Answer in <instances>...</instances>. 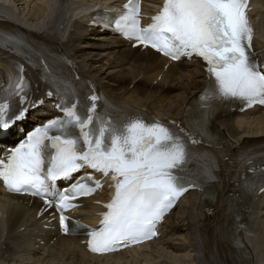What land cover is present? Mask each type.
<instances>
[{"label": "snow or ice", "instance_id": "6c2138e0", "mask_svg": "<svg viewBox=\"0 0 264 264\" xmlns=\"http://www.w3.org/2000/svg\"><path fill=\"white\" fill-rule=\"evenodd\" d=\"M249 2L164 0L152 23L142 28L140 0H129L114 27L125 38L174 60L182 56L202 58L211 83L201 101H238L244 110L264 106V70L252 51ZM49 82L56 87L51 79ZM24 87L21 75L9 95L19 96ZM60 95L57 107L63 118L35 128L6 159L0 157V180L9 192L44 196L50 193L53 182L70 179L82 168L94 169L105 177L111 173L115 195L104 205L107 212L100 228L86 233L89 250L106 254L152 239L167 211L190 186H198L189 178L187 166L194 158L189 145L199 141L187 133L182 139V129L170 130L155 119H121L103 108L97 112L100 97L93 92L81 100L68 82L61 85ZM27 111L21 107L9 116V104L0 102V135L24 120ZM260 170L264 173V158ZM99 187L98 181L87 176L69 191L56 192L59 223L65 234L69 225L63 213L77 206L70 201L89 196ZM248 190L264 192V184L249 185ZM45 204L51 207L47 199ZM74 227L86 226L74 223Z\"/></svg>", "mask_w": 264, "mask_h": 264}, {"label": "bare ground", "instance_id": "6f19581e", "mask_svg": "<svg viewBox=\"0 0 264 264\" xmlns=\"http://www.w3.org/2000/svg\"><path fill=\"white\" fill-rule=\"evenodd\" d=\"M99 1L0 0V29L16 30L53 46L116 102L181 119L191 97L207 82L202 65L170 63L149 50H133L123 41L102 36L89 25L91 12L76 15L84 5ZM252 20L257 31L254 45L264 61V0L255 4ZM93 40L99 41L94 44L99 53L84 49ZM24 43L28 47H22L32 50L39 60L46 58L44 49ZM25 58L23 50L18 55L0 47L1 80L10 78L12 62H25ZM31 66L26 65L34 91L37 97L44 96L48 86L43 83L42 70H32ZM170 91H176L172 97H168ZM220 124L241 146L254 143L264 137V110L229 115L220 119ZM219 183L200 194H189L177 219L175 212L168 217L164 238L104 257L90 255L80 241L68 237L44 238V217H37L40 203L0 189V264H264V194L243 208L244 225L235 234L232 228L238 226L234 218L238 210L230 206L234 199L228 196L234 185L228 178L220 190ZM207 209L213 210L211 215L206 214ZM237 237L242 247L235 246ZM157 243L162 245L160 249ZM169 248L171 252L166 250Z\"/></svg>", "mask_w": 264, "mask_h": 264}, {"label": "rangeland", "instance_id": "374dc122", "mask_svg": "<svg viewBox=\"0 0 264 264\" xmlns=\"http://www.w3.org/2000/svg\"><path fill=\"white\" fill-rule=\"evenodd\" d=\"M155 246L160 249L162 245L157 243V244H155ZM166 250L169 251V252H171V249L170 248L169 249H166ZM155 257H159V255H155Z\"/></svg>", "mask_w": 264, "mask_h": 264}]
</instances>
